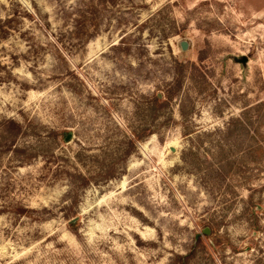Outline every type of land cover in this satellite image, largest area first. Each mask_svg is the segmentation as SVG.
<instances>
[{"label":"rangeland","instance_id":"1","mask_svg":"<svg viewBox=\"0 0 264 264\" xmlns=\"http://www.w3.org/2000/svg\"><path fill=\"white\" fill-rule=\"evenodd\" d=\"M0 264H264V0H0Z\"/></svg>","mask_w":264,"mask_h":264},{"label":"water","instance_id":"2","mask_svg":"<svg viewBox=\"0 0 264 264\" xmlns=\"http://www.w3.org/2000/svg\"><path fill=\"white\" fill-rule=\"evenodd\" d=\"M180 48H181L182 51H185L188 48V44L186 42H181L180 43ZM246 61H247L246 57H241V59L239 60V62L242 63V64H245ZM67 140H68V138H67ZM170 151H174V149L171 147ZM203 233L206 234V235L209 234V229H204Z\"/></svg>","mask_w":264,"mask_h":264},{"label":"trees","instance_id":"3","mask_svg":"<svg viewBox=\"0 0 264 264\" xmlns=\"http://www.w3.org/2000/svg\"><path fill=\"white\" fill-rule=\"evenodd\" d=\"M6 72H7L6 75L9 77V71L6 70ZM155 102L156 103H160L161 101L158 98H155ZM6 134H7L8 138H9V132L8 131H6ZM178 259L181 260V261H185V260H187V257L186 256L185 257H179Z\"/></svg>","mask_w":264,"mask_h":264}]
</instances>
